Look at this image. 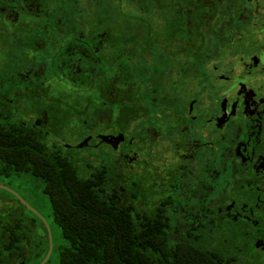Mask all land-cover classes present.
Wrapping results in <instances>:
<instances>
[{"label":"flooded vegetation","instance_id":"1","mask_svg":"<svg viewBox=\"0 0 264 264\" xmlns=\"http://www.w3.org/2000/svg\"><path fill=\"white\" fill-rule=\"evenodd\" d=\"M66 1L0 0V107L42 130L52 123L47 109L61 108L63 90L53 82L78 78L82 63L89 73L98 68L95 63L109 59L110 41L103 32L95 34L88 19L65 23L74 40L59 38L62 25L50 22L60 21L66 6L72 11L70 6L80 3L86 16L95 11L94 0ZM170 4L174 7L168 11L176 15H204L199 28L204 40L198 42L202 55H190L188 42L179 36L159 40L155 78L147 84L150 110L116 109L113 119L105 112L91 122L92 134L69 146L89 138L87 145L113 157L123 172L157 182L150 205L160 212L166 207L174 241L206 248L212 256L207 264H264V0ZM46 29L58 39H45ZM52 55L60 61L57 72L44 59ZM186 79L194 87L181 91ZM121 134L125 140L116 146L111 137ZM144 155L150 164L140 165ZM13 204L0 195V213L11 212ZM136 205L140 211L146 208ZM39 234L49 240L48 231ZM0 236L5 238L2 231Z\"/></svg>","mask_w":264,"mask_h":264},{"label":"trees","instance_id":"2","mask_svg":"<svg viewBox=\"0 0 264 264\" xmlns=\"http://www.w3.org/2000/svg\"><path fill=\"white\" fill-rule=\"evenodd\" d=\"M79 4L70 6L75 11L68 10L69 5L64 7L60 21L53 18L50 23L62 25L60 39L74 40V31L66 32L65 23L88 19L95 34L103 32L110 41L109 59L95 63L98 68L89 73L88 65L82 63L78 78L53 82L63 90L61 108L47 109L52 123L43 130L0 107V183L31 177L43 186L50 202V216L46 217L55 246L47 264H207L205 259L212 256L206 254L205 247L170 237L173 224L166 219V207L156 211L147 198L141 202L146 208L139 210L135 200L141 181L133 172H123L104 151L95 157L93 147L87 145L89 138L77 147L69 146L92 134L91 122L105 112L113 119L116 109L132 114L150 110L147 84L155 78L152 63L159 40L179 36L188 42L190 55H200L203 47L198 42L204 36L199 28L204 15H176L168 11L174 7L170 0H94L95 11L87 16L80 12ZM81 5L87 8L91 4ZM50 34L46 29L45 39L55 38ZM122 56L126 60H121ZM44 59L53 66L51 71L57 72L58 58L52 55ZM50 102L54 108L55 102ZM69 137L77 140L71 143ZM1 191L16 205L10 214L5 210L0 213V232L5 237L2 240L0 236V264L21 260L40 264L49 250L47 235L44 239L39 236L47 232L44 224L14 195ZM56 230L61 241L55 237Z\"/></svg>","mask_w":264,"mask_h":264},{"label":"rangeland","instance_id":"3","mask_svg":"<svg viewBox=\"0 0 264 264\" xmlns=\"http://www.w3.org/2000/svg\"><path fill=\"white\" fill-rule=\"evenodd\" d=\"M179 85H178L179 87L178 89H180L181 91H186L194 87L193 80L191 79L183 80L182 83ZM178 89H176V91ZM148 114L152 116L151 113L148 112ZM150 116L148 115L149 120H150ZM75 140H77L76 137H69V141H71V143H74ZM101 151L102 150H97V151L95 150L93 155L95 157L97 156L98 158L99 155L101 154ZM75 153H77V151L72 152V154H75ZM141 157L142 158L140 159V165H144V162H148L150 164L149 159H146V157H148L147 155H144V157L143 156ZM5 186H8L9 188L17 192L32 207H34L35 209H39L43 213L44 216H50L51 207H50L49 199L43 192V186L39 184L36 180H34L31 177H22L19 179H14V180L12 179L10 181L9 180L5 181ZM139 186H140L139 187L140 191L137 192L138 198L137 200H135V202L137 203L144 202L143 200L147 198L151 201V200H154V198H156V194H154L153 190H156L157 182L151 184L150 181L141 180V182L139 183ZM0 195L6 196V194L1 190H0ZM14 205H16L15 202H14ZM59 234H60L59 231L56 230L55 237L59 238V241H61Z\"/></svg>","mask_w":264,"mask_h":264},{"label":"water","instance_id":"4","mask_svg":"<svg viewBox=\"0 0 264 264\" xmlns=\"http://www.w3.org/2000/svg\"><path fill=\"white\" fill-rule=\"evenodd\" d=\"M112 140L115 141V144L117 146L118 144H120L122 141L125 140V137L122 134L118 135V136H112L111 137V141ZM81 147H84V145L81 146ZM0 188L1 189H5L6 191H8L11 194H13L23 206H25L29 211H31L35 215H37L43 221V223L45 224L46 229H47L48 234H49V250H48L45 258L42 260V262L40 264H47L48 261L50 260L51 256H52L53 249H54L52 231H51V227L49 226L47 220L34 207H32L25 199H23L17 192H15L11 188H9L7 186H4V185H0ZM20 264H26V263L22 262Z\"/></svg>","mask_w":264,"mask_h":264}]
</instances>
